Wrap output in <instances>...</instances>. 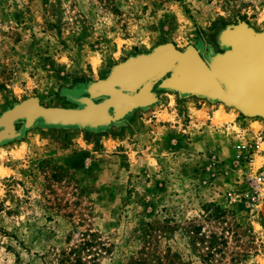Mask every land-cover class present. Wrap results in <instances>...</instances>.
<instances>
[{
    "label": "rangeland",
    "instance_id": "1",
    "mask_svg": "<svg viewBox=\"0 0 264 264\" xmlns=\"http://www.w3.org/2000/svg\"><path fill=\"white\" fill-rule=\"evenodd\" d=\"M237 25L262 33L264 0H0V117L100 102L93 84L162 45L208 61ZM170 77L97 128L13 122L0 264H264V116Z\"/></svg>",
    "mask_w": 264,
    "mask_h": 264
},
{
    "label": "water",
    "instance_id": "2",
    "mask_svg": "<svg viewBox=\"0 0 264 264\" xmlns=\"http://www.w3.org/2000/svg\"><path fill=\"white\" fill-rule=\"evenodd\" d=\"M225 44L231 49L208 61L193 47L180 51L171 45H162L148 56L131 58L115 68L109 81L88 89L92 97L103 96V100L78 98L82 108L43 107L35 100L15 105L0 117L4 128L0 137L14 133L13 122L17 119H24L26 127L39 118L54 126H103L112 119L111 109L123 115L151 103V82L167 73L171 74L163 81L167 86L233 103L247 113L264 116V31L255 33L245 25L233 26L226 33ZM129 90L135 92L129 94Z\"/></svg>",
    "mask_w": 264,
    "mask_h": 264
},
{
    "label": "trees",
    "instance_id": "3",
    "mask_svg": "<svg viewBox=\"0 0 264 264\" xmlns=\"http://www.w3.org/2000/svg\"><path fill=\"white\" fill-rule=\"evenodd\" d=\"M90 244V242L89 241H86L85 243H84V245H89ZM68 258H66V259H63V260H61V262H63V261H68L67 260ZM75 263H77V264H84L83 262H82V260H81V258L79 257V258H77V259H75V262H74V264ZM68 264H70V262H68ZM92 264H96L94 261L92 262Z\"/></svg>",
    "mask_w": 264,
    "mask_h": 264
},
{
    "label": "built area",
    "instance_id": "4",
    "mask_svg": "<svg viewBox=\"0 0 264 264\" xmlns=\"http://www.w3.org/2000/svg\"><path fill=\"white\" fill-rule=\"evenodd\" d=\"M238 147H240V146H238Z\"/></svg>",
    "mask_w": 264,
    "mask_h": 264
}]
</instances>
